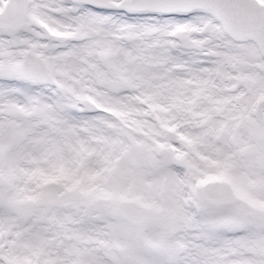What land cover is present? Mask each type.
<instances>
[{"label":"snow or ice","instance_id":"1","mask_svg":"<svg viewBox=\"0 0 264 264\" xmlns=\"http://www.w3.org/2000/svg\"><path fill=\"white\" fill-rule=\"evenodd\" d=\"M0 264H264V0H0Z\"/></svg>","mask_w":264,"mask_h":264}]
</instances>
